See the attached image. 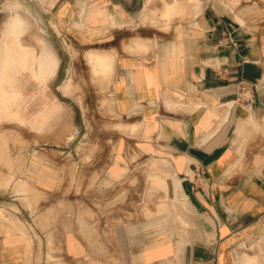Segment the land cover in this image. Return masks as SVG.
<instances>
[{"label":"crops","instance_id":"0c3cea01","mask_svg":"<svg viewBox=\"0 0 264 264\" xmlns=\"http://www.w3.org/2000/svg\"><path fill=\"white\" fill-rule=\"evenodd\" d=\"M132 2L0 0L23 131L0 144V264H264V24L247 12L207 8L133 40L141 55L117 42L109 108L67 143V41L121 39Z\"/></svg>","mask_w":264,"mask_h":264},{"label":"rangeland","instance_id":"374dc122","mask_svg":"<svg viewBox=\"0 0 264 264\" xmlns=\"http://www.w3.org/2000/svg\"><path fill=\"white\" fill-rule=\"evenodd\" d=\"M146 1L147 0H133L131 4L130 17L125 16V26L122 29L121 39L118 40V38L109 36L106 39L95 41H67V55L65 56L66 71L61 72L60 76L61 80L64 81L65 84L69 81V79L73 78L74 85L76 86H74L76 90H74L72 94L66 95L68 97L67 143L69 145L73 146L82 142L83 137L74 135V131L76 128L83 127L86 129L87 133H93L94 131H96L99 127L100 118L103 117L104 114H106V111L109 108V102L107 100L108 84L111 79L113 70L112 73L109 74L108 78H106L105 80H101L100 85H98V83H96L94 79L95 75L93 76L90 68L91 65L88 61V54L90 52L107 53L113 47L117 46L116 44L120 40L122 43H125L130 39L129 44L131 45V42H134L133 40H141L142 38H149L150 36L152 37L153 35L161 32H167L174 24L186 23L193 18H196L207 8H213L218 12L227 14H235L237 12L242 14L244 12H247V14L258 20L260 24H264V0H197V3L192 6L197 14L196 16H191L192 18L184 16L183 8L182 14L178 13L176 16L174 15L172 17H163V4H174V0H155L153 2L154 4L149 6L150 8L146 13L144 11ZM10 9L11 8L9 7L8 10ZM84 10L85 7H79L77 9L79 13L80 11H83L84 13ZM153 10L154 14H156L155 16H157L158 18L154 22L150 21L147 17V14L153 15ZM83 15L84 16H82V20L84 21L85 13ZM92 16V13L89 12L88 18L90 19L92 18ZM119 17L120 19H122V14H120ZM112 18V13H110L108 15L107 26H117L116 19ZM113 52L116 53L115 51ZM107 54L112 57L113 68L115 56L109 53ZM3 56L4 61H2L0 73L3 70L2 68L4 67L5 63V52ZM63 94L65 95L64 92ZM5 96L6 104L3 107L7 109V111L5 112L4 109L0 110V123H4V126L0 127V144H10L12 142V136L15 137L14 143L18 142L21 144L23 142V131L21 129L18 130L17 125L12 123L10 105L8 104L9 100L11 99V93L8 87H0V97L2 98ZM16 131L19 132L18 140ZM91 138L92 137L88 136L85 139H87V142H90L88 140H91ZM97 202L98 201L93 203V208L101 211L103 207Z\"/></svg>","mask_w":264,"mask_h":264},{"label":"bare ground","instance_id":"6f19581e","mask_svg":"<svg viewBox=\"0 0 264 264\" xmlns=\"http://www.w3.org/2000/svg\"><path fill=\"white\" fill-rule=\"evenodd\" d=\"M155 0H147L146 1V5H145V8H144V11L147 13V10L150 8L149 6L153 5ZM197 0H174V4L171 5V4H163V10H162V16L163 17H172V16H176L178 13L182 14V12L184 13V16H188L189 18H192L191 16H196L197 12L193 9V5L196 4ZM157 5V4H156ZM18 5H16L15 7H17ZM14 7V8H15ZM17 8H21V7H17ZM182 8H183V11H182ZM152 9V7H151ZM156 9V8H155ZM19 10V9H18ZM22 12V11H21ZM150 12V11H149ZM83 13V11H82ZM157 13V12H156ZM160 14V13H159ZM156 14H154V10H153V15H149L147 14V17L150 21L154 22L156 21L158 18L157 16H155ZM146 16V15H145ZM160 16V15H158ZM81 17V16H80ZM76 24V23H75ZM74 24V25H75ZM77 25H80V24H77ZM75 25V27L77 26ZM82 27V26H81ZM147 46L144 45L143 43H140V42H137L135 41L134 44L129 47L128 51L129 53L131 52H136L140 54V52H142V50H145ZM147 50V48H146ZM144 52V51H143ZM46 53V52H45ZM43 54V53H42ZM141 55V54H140ZM5 63H4V67L2 68L3 70L6 68V66L8 65L9 63V55H8V52H5ZM44 58V57H42ZM46 58V57H45ZM4 61V60H3ZM88 61H89V64L91 65L90 68H91V71H92V74L94 76V79L96 81V83H98V85H100V81L101 80H105L106 78H108L109 74L112 73V63H113V60H112V57L109 56L107 53H96V52H90L88 54ZM10 66V65H9ZM56 66V65H55ZM8 69V68H7ZM1 70V69H0ZM2 70V71H3ZM1 74V73H0ZM3 80V79H2ZM4 81V80H3ZM74 82H73V78L69 79V81L63 85V87L61 88L62 91L65 93V95H69V94H72L74 92V90H76V86L74 87ZM9 87V86H8ZM11 89V88H10ZM15 90V89H14ZM6 92V91H5ZM7 93V92H6ZM5 94V93H4ZM0 110L4 109V111L6 112L7 109H5L3 106H5L6 104V96L5 97H0ZM189 105V104H188ZM191 105V104H190ZM177 107V106H176ZM2 116V115H1ZM136 126V125H135ZM134 126V127H135ZM139 126H137L138 128ZM244 127V126H243ZM126 128V127H124ZM129 129L131 127H128ZM136 128V127H135ZM135 128H131V131L133 132L134 130H137ZM123 129V128H122ZM139 131V130H137ZM128 132V131H127ZM130 132V131H129ZM138 133V132H136ZM134 133V135L136 134ZM131 158V157H130ZM134 160V159H133ZM163 161V160H162ZM161 161V162H162ZM155 162V161H154ZM158 163V162H157ZM164 163V162H162ZM151 166V164H150ZM155 167L156 166V163L154 165ZM153 166V167H154ZM146 167V166H145ZM159 167V166H158ZM152 168V166H151ZM151 168H148L150 169V171L156 169H151ZM161 168V166H160ZM159 168V169H160ZM147 169V168H146ZM155 171V170H154ZM153 171V172H154ZM149 172V171H148ZM146 173V174H149V173ZM153 172L151 174H153ZM156 173H158L157 171H155ZM154 172V173H155ZM163 172V171H161ZM164 173H162L163 175ZM150 175V174H149ZM173 177V176H172ZM168 178V177H167ZM170 178V177H169ZM172 180V179H171ZM174 184V182H173ZM178 187V186H177ZM180 188V187H179ZM181 191V190H180ZM106 194V193H105ZM180 195V194H179ZM181 196V195H180ZM182 205V204H181ZM183 207V206H182ZM179 210V209H178ZM182 215V214H181ZM173 216V215H172ZM170 218V217H169ZM168 219V218H167ZM177 222V221H176ZM179 222V221H178ZM184 224V223H182ZM173 226V225H172ZM187 226V225H186ZM175 228V227H174ZM182 229V228H181ZM175 230V229H174ZM184 230V229H183ZM179 236V235H178ZM182 237V236H181ZM180 240V238H179ZM179 251V250H178Z\"/></svg>","mask_w":264,"mask_h":264},{"label":"built area","instance_id":"2783aa9c","mask_svg":"<svg viewBox=\"0 0 264 264\" xmlns=\"http://www.w3.org/2000/svg\"><path fill=\"white\" fill-rule=\"evenodd\" d=\"M227 38L231 43L230 36H228ZM256 91L257 88L255 86H249L248 88L245 86H241L237 92L238 99L243 101L251 100Z\"/></svg>","mask_w":264,"mask_h":264}]
</instances>
